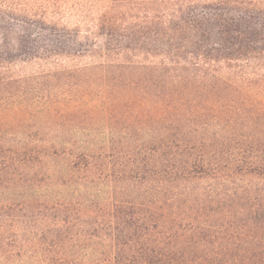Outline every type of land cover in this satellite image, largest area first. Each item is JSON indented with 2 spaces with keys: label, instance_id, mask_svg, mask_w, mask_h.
<instances>
[{
  "label": "trees",
  "instance_id": "1",
  "mask_svg": "<svg viewBox=\"0 0 264 264\" xmlns=\"http://www.w3.org/2000/svg\"><path fill=\"white\" fill-rule=\"evenodd\" d=\"M67 2L0 0V264H264V0Z\"/></svg>",
  "mask_w": 264,
  "mask_h": 264
},
{
  "label": "rangeland",
  "instance_id": "2",
  "mask_svg": "<svg viewBox=\"0 0 264 264\" xmlns=\"http://www.w3.org/2000/svg\"><path fill=\"white\" fill-rule=\"evenodd\" d=\"M75 0H68V4H64V6H63V9H65L66 11H67V13L70 15V16H72L73 18H71V21L72 22H70V24H72L73 26L74 25H76L77 23H75V21H76V19H78V11H76L75 9H73V8H71L70 7V4L71 3H73ZM100 43H101V41H100ZM99 45H101V44H99ZM100 52V51H99ZM100 56H99V54L98 53H95V56L94 57H92V58H89V57H87V61H91V59H97V58H99Z\"/></svg>",
  "mask_w": 264,
  "mask_h": 264
}]
</instances>
